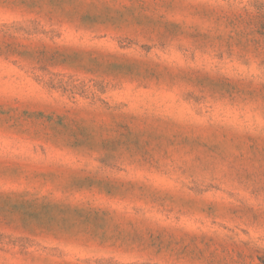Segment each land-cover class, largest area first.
<instances>
[{"label": "rangeland", "instance_id": "rangeland-1", "mask_svg": "<svg viewBox=\"0 0 264 264\" xmlns=\"http://www.w3.org/2000/svg\"><path fill=\"white\" fill-rule=\"evenodd\" d=\"M0 264H264V0H0Z\"/></svg>", "mask_w": 264, "mask_h": 264}]
</instances>
